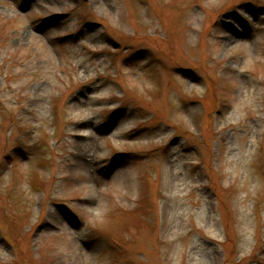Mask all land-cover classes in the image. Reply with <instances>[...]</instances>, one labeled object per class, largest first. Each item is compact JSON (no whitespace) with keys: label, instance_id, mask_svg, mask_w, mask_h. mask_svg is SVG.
I'll use <instances>...</instances> for the list:
<instances>
[{"label":"rangeland","instance_id":"rangeland-1","mask_svg":"<svg viewBox=\"0 0 264 264\" xmlns=\"http://www.w3.org/2000/svg\"><path fill=\"white\" fill-rule=\"evenodd\" d=\"M0 264H264V0H0Z\"/></svg>","mask_w":264,"mask_h":264},{"label":"water","instance_id":"water-1","mask_svg":"<svg viewBox=\"0 0 264 264\" xmlns=\"http://www.w3.org/2000/svg\"><path fill=\"white\" fill-rule=\"evenodd\" d=\"M84 1H86V0H84Z\"/></svg>","mask_w":264,"mask_h":264}]
</instances>
